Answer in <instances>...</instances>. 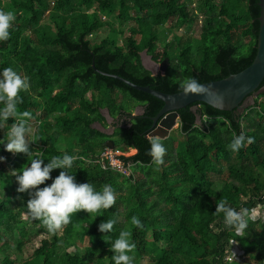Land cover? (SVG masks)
<instances>
[{"label": "trees", "instance_id": "1", "mask_svg": "<svg viewBox=\"0 0 264 264\" xmlns=\"http://www.w3.org/2000/svg\"><path fill=\"white\" fill-rule=\"evenodd\" d=\"M258 1L198 0L190 14L179 0H10L5 8L0 0V10L16 16L9 39L0 42V69L12 67L29 78L30 89L20 94L18 110L33 114L28 155L7 152L0 144L5 158L0 162V264H114L111 241L121 230L132 232L134 264L143 259L148 264H264V222L250 217L252 209L264 207V93L243 114L203 103L179 110L180 138L161 140L166 153L160 170L149 155L153 139L146 136L163 103L110 77L176 94L188 78L204 84L239 73L256 54ZM199 16L197 39H165L166 33L192 26ZM172 20L174 25L163 30ZM115 22L127 25L116 31ZM102 32L108 35L92 40ZM144 51L156 64L168 59L164 74L152 76L143 68ZM116 91L136 101L143 113L129 127L106 135L93 128L105 126L102 111L112 119L130 113L113 99ZM14 122L9 118L0 127V143H6ZM241 133L254 142L234 153L227 146ZM109 140L113 150L135 151L120 158L127 176L98 163ZM65 153L77 157L69 170L76 182H89L97 190L110 184L116 203L98 214L80 210L52 235L40 220L28 216L29 194L16 191L12 172H21L35 156L47 163ZM60 171L52 170L51 179L38 187L50 185ZM224 200L237 211L247 210L242 233L226 228L223 213L215 211ZM132 216L141 219L142 230L131 225ZM109 219L117 221L114 230L100 232L98 225ZM27 225L46 237L16 262L10 251L18 255L31 241ZM84 240L88 246L80 251L77 243ZM235 246L241 254L232 257Z\"/></svg>", "mask_w": 264, "mask_h": 264}, {"label": "clouds", "instance_id": "2", "mask_svg": "<svg viewBox=\"0 0 264 264\" xmlns=\"http://www.w3.org/2000/svg\"><path fill=\"white\" fill-rule=\"evenodd\" d=\"M16 16L13 11L0 10V42L9 39V29L12 27ZM185 95L204 94L205 88L197 79L188 78L180 84ZM30 89V81L27 76H21L14 68L6 67L0 69V127L6 124L9 118L14 123L8 131V139L3 143L4 150L13 154L23 153L28 155L30 141L28 135L32 131L29 121L33 114L28 110H18L22 103V92ZM254 142L252 137H246L243 133L235 135L228 144V149L238 152L245 144ZM166 148L163 142L155 139L151 142L149 155L156 164L163 163ZM75 155H54L44 163L45 159L35 156L30 165L23 168L21 172H12L15 176L18 193L28 192L30 199L26 203L27 214L33 220H40L46 227L47 232L56 235L71 222L73 214L80 210L98 214L107 210L116 203V194L110 184L97 190L96 186L89 183L76 182L75 175L69 170L76 160ZM5 158L0 156V162ZM54 169H62L59 175L52 179L50 185L39 188L45 181L51 179L50 173ZM216 212L223 213V223L226 228H235L237 232H243L247 227L245 217L247 210L237 211L231 207L226 200L216 205ZM98 216V215H96ZM117 223L115 219H109L98 225L102 233H110ZM131 225L142 230L144 225L137 216L131 217ZM135 242L132 240L130 230H121L116 239L111 241L112 260L114 264H134Z\"/></svg>", "mask_w": 264, "mask_h": 264}, {"label": "water", "instance_id": "3", "mask_svg": "<svg viewBox=\"0 0 264 264\" xmlns=\"http://www.w3.org/2000/svg\"><path fill=\"white\" fill-rule=\"evenodd\" d=\"M259 7V31L257 36L256 54L251 64L237 74L209 83L201 84L205 88L204 94H188L182 92L176 94H164L152 90L149 87H141L134 85L125 79L117 76H110L100 73L104 76H110L129 87L130 89L150 95L163 103L162 109L151 119V131L146 136L149 140L159 139L165 140L174 126L178 127L179 117L177 112L194 103H203L215 110L222 112H231L236 110L239 114H243L247 109L252 108L255 99L264 93V0L258 1ZM145 53V51H144ZM142 63V62H141ZM154 65H158L152 61ZM143 68L150 72L152 76L158 73ZM168 66V59H164L159 64V74H164ZM263 83V86L260 85ZM264 108V106H263ZM192 113L196 116V124L200 125L199 116L195 113L196 107L191 108ZM107 115L108 112L106 111ZM138 115H128L129 122ZM106 147L114 149L112 141L105 142ZM160 170L161 166L158 165Z\"/></svg>", "mask_w": 264, "mask_h": 264}, {"label": "rangeland", "instance_id": "4", "mask_svg": "<svg viewBox=\"0 0 264 264\" xmlns=\"http://www.w3.org/2000/svg\"><path fill=\"white\" fill-rule=\"evenodd\" d=\"M179 1L180 2H185L186 7L188 9V12L190 14H192V13L194 14V12L196 10V6L198 4V0H188V1L187 0H179ZM214 1L216 3H219L222 0H214ZM3 2H4L3 3V7L5 8L7 6V4H8V2H10V0H3ZM105 19L108 20L107 18H105ZM201 22H202V17L199 16L198 19H197V22L194 23L192 26L187 27L185 25H181V26H179V28L177 30L176 29L175 30L173 29V32L172 33L171 32L170 33H166V38L165 39L167 41H170L176 35V36H181L183 41H186V40H190V41L195 40V39L198 38ZM112 24H113V28L116 31L124 30L125 27H126V25H127L126 24V25L120 26V25H118L117 22L112 23ZM173 25H174V20L169 21L162 28H163V30L164 29L167 30V28L169 26L171 27ZM104 35H106V33L102 32L99 36L92 37V40H98L100 37H103ZM140 57H141V62L144 65V67H146L149 70H152L153 72L159 73V64L158 65H154L152 63L151 58L149 56H147L146 52L145 53L144 52L141 53L140 54ZM168 67H169V65L167 66V68ZM111 95H112L113 99H115L118 102L117 103L118 105H124L126 111L132 112V114H135V115H139L140 112L142 111V108L139 107V104L136 101L131 100V99L125 97L121 93H119V92L116 91V92L112 93ZM101 96L103 97V93L101 94ZM102 114L106 118L105 126L104 127H101L98 124H94L93 125V128L98 129L99 131L103 132L106 135H111L116 130V128H113L112 127V124H113V122L115 123L118 120L119 117H116V119L115 118L112 119V118H110L107 115V113H106L105 110L102 111ZM124 125H126V124H123L122 123V124H120L118 126L119 127H122V128L123 127L125 128ZM31 129H32V131L30 132V134L33 132V127H31ZM169 136L172 137V138H174L175 140H177L178 138H180V133L178 132V127L176 125L174 126V128L172 129V131L169 133ZM115 140H117V139H115ZM74 142L75 141H73L72 144ZM65 144H66V142H65ZM107 149H109V148H107ZM103 151H104V149L101 151V153ZM124 154H125V157H129V156L134 155L135 154V151L134 150H130V151L124 153ZM262 216L264 218V215H262L261 213H259V212L258 213H255V217H259L258 219H261ZM259 223H262V222H258L257 224H259ZM263 225H264V223H263ZM256 229H258V228L256 227ZM26 233H27V236H30L31 241L24 245L23 250L20 253H18V255H15V254H13V252L10 251L11 258L12 259H16V262H18L20 260L26 259L33 252V250L36 249L39 246L40 240L42 238L46 237L45 236L46 234H43V233L42 234H36V230L34 228L28 226V225L26 226ZM77 246H78V248H79L80 251H83L85 249V247L88 246V242H87V240H84L83 242L77 243ZM72 249L73 248H69L70 251ZM141 264H148V260L147 259H143L142 262H141Z\"/></svg>", "mask_w": 264, "mask_h": 264}, {"label": "built area", "instance_id": "5", "mask_svg": "<svg viewBox=\"0 0 264 264\" xmlns=\"http://www.w3.org/2000/svg\"><path fill=\"white\" fill-rule=\"evenodd\" d=\"M121 157H125V154L117 150H110L105 148L104 151L99 155L98 163L101 165L103 169H111L127 176L129 174V171L127 167H125L122 160L120 159ZM258 212L264 215V207L259 206L255 209H252L250 212V217L252 218V220L256 222L263 223L264 222L263 216L261 219H258L259 217H255V213ZM232 253H233L232 257H236L241 254L239 248H237L236 246L234 247ZM230 259H231L230 257L226 258V260H230Z\"/></svg>", "mask_w": 264, "mask_h": 264}, {"label": "flooded vegetation", "instance_id": "6", "mask_svg": "<svg viewBox=\"0 0 264 264\" xmlns=\"http://www.w3.org/2000/svg\"><path fill=\"white\" fill-rule=\"evenodd\" d=\"M142 113H143V110L140 112V114L138 115V116H140V115H142ZM130 114H132V112H130V113H126V114H123L122 116H116V117H119L118 118V120L114 123L113 122V124H112V127L113 128H118L119 126L118 125H120V124H126V125H124L125 126V128L126 127H129V125H130V122H129V118H128V116L127 115H130ZM116 117H115V119H116ZM114 119V120H115ZM121 122V123H120ZM118 126V127H117ZM119 128H122V127H119ZM124 128V127H123ZM112 135V134H111Z\"/></svg>", "mask_w": 264, "mask_h": 264}]
</instances>
